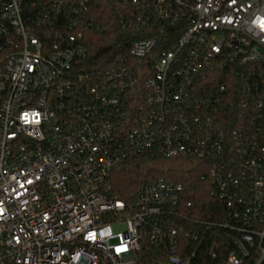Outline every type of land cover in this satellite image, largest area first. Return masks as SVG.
Returning <instances> with one entry per match:
<instances>
[{"label": "built area", "instance_id": "obj_1", "mask_svg": "<svg viewBox=\"0 0 264 264\" xmlns=\"http://www.w3.org/2000/svg\"><path fill=\"white\" fill-rule=\"evenodd\" d=\"M27 1L0 0V264H264V0H111L131 41L97 71L69 12ZM144 153L207 160L215 218L164 177L111 195Z\"/></svg>", "mask_w": 264, "mask_h": 264}, {"label": "trees", "instance_id": "obj_2", "mask_svg": "<svg viewBox=\"0 0 264 264\" xmlns=\"http://www.w3.org/2000/svg\"><path fill=\"white\" fill-rule=\"evenodd\" d=\"M36 7L58 2L63 10L69 12L70 20L76 21L74 29L81 30L88 46V53L80 66L97 71L105 65L110 52L116 49L123 39L124 45L131 41V36L118 24V12L111 0H91L80 4V0H28ZM76 4L79 12L74 14L71 6ZM80 4V5H79ZM70 15V16H69ZM126 46V45H125ZM227 71L212 74L216 84L226 81ZM208 80L200 81L198 86L209 85ZM197 95H203L198 93ZM232 104L223 103L213 116L226 117L232 113ZM207 160L197 157H165L150 153L131 155L112 169L108 192L127 204L135 206L141 188L156 179L164 177L169 181L180 183L182 218L214 219L218 200L212 194V185L207 176ZM203 175L205 176L203 178ZM210 239H215V231H208ZM157 246L149 245L145 255L151 256ZM153 258V257H149Z\"/></svg>", "mask_w": 264, "mask_h": 264}, {"label": "snow or ice", "instance_id": "obj_3", "mask_svg": "<svg viewBox=\"0 0 264 264\" xmlns=\"http://www.w3.org/2000/svg\"><path fill=\"white\" fill-rule=\"evenodd\" d=\"M262 27H264V25H262Z\"/></svg>", "mask_w": 264, "mask_h": 264}]
</instances>
